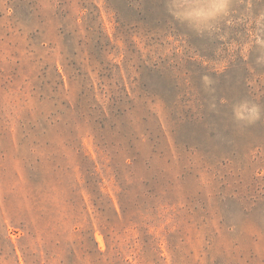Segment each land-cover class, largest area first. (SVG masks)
Returning <instances> with one entry per match:
<instances>
[{
  "label": "rangeland",
  "instance_id": "obj_1",
  "mask_svg": "<svg viewBox=\"0 0 264 264\" xmlns=\"http://www.w3.org/2000/svg\"><path fill=\"white\" fill-rule=\"evenodd\" d=\"M0 264H264V0H0Z\"/></svg>",
  "mask_w": 264,
  "mask_h": 264
}]
</instances>
